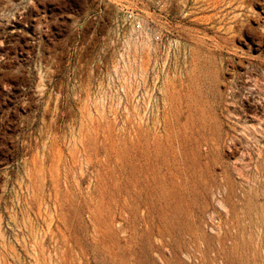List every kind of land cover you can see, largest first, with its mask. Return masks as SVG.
<instances>
[{
	"label": "rangeland",
	"instance_id": "rangeland-1",
	"mask_svg": "<svg viewBox=\"0 0 264 264\" xmlns=\"http://www.w3.org/2000/svg\"><path fill=\"white\" fill-rule=\"evenodd\" d=\"M245 2L0 0V264H264V0Z\"/></svg>",
	"mask_w": 264,
	"mask_h": 264
},
{
	"label": "bare ground",
	"instance_id": "bare-ground-1",
	"mask_svg": "<svg viewBox=\"0 0 264 264\" xmlns=\"http://www.w3.org/2000/svg\"><path fill=\"white\" fill-rule=\"evenodd\" d=\"M233 1V0H232ZM243 1H246L247 2V0H243ZM245 2V3H246ZM255 2V1H254ZM264 3V2H263ZM249 4V3H248ZM245 5V4H244ZM261 5H263V4H261ZM249 7V6H248ZM248 7H247V9H248ZM246 8V7H245ZM237 12V11H236ZM250 15V14H249ZM248 15V16H249ZM237 16V15H236ZM236 16H234V17H236ZM248 16H247V18H248ZM246 18V17H245ZM256 18V17H255ZM245 21V20H244ZM237 22V21H236ZM240 22V21H239ZM244 23V22H243ZM254 23V22H253ZM237 25H238V23H236ZM245 24V23H244ZM254 25V24H253ZM233 26V25H232ZM229 27V26H228ZM227 27V28H228ZM245 27H247V26H245ZM232 29V28H231ZM235 29V28H234ZM263 29H264V27H263ZM225 30V29H224ZM242 30V29H241ZM261 30V29H260ZM247 31V30H246ZM234 32V31H233ZM260 32V31H259ZM237 33V32H236ZM240 33V32H239ZM137 34V33H136ZM135 34V35H136ZM139 34V33H138ZM243 34V33H242ZM246 34H247V32H246ZM262 36V35H261ZM232 37H234V36H232ZM224 39V41H225V37L223 38ZM217 41V39H214V42H216ZM142 42H144L143 40H140V39H137V38H132V37H129L127 40H126V45H127V51H128V48H130L131 47V45H133V46H138V44L139 43H142ZM220 42V41H219ZM221 43V42H220ZM224 43V42H223ZM218 45V44H217ZM224 45V44H223ZM226 45V44H225ZM229 45V44H228ZM228 45H227V47H228ZM231 46V45H230ZM139 47V46H138ZM223 47V46H222ZM141 48V47H140ZM217 48V47H216ZM218 49V48H217ZM225 49V48H224ZM130 50V49H129ZM220 50V49H219ZM218 50V51H219ZM223 50V49H222ZM226 50V49H225ZM221 51V50H220ZM126 53V52H125ZM124 53V54H125ZM125 56V55H124ZM123 56V57H124ZM263 58V57H262ZM126 59V58H125ZM260 60V59H259ZM261 61V60H260ZM136 63V62H135ZM236 65V64H235ZM262 67V66H261ZM139 69V68H138ZM224 69V68H223ZM248 69V68H247ZM254 71V70H253ZM251 72V71H250ZM245 73V72H244ZM218 74V73H217ZM220 76V75H219ZM248 76V75H247ZM254 76H255V74H254ZM251 77V76H250ZM213 78V77H212ZM244 78V77H243ZM253 78V77H252ZM215 79V78H214ZM221 79V78H220ZM254 79H256V78H254ZM258 79V78H257ZM216 80V79H215ZM203 81V80H202ZM217 81V80H216ZM249 81V80H248ZM259 81V80H258ZM264 81V80H263ZM233 82V81H232ZM251 82H252V80H251ZM251 82H250V84H251ZM244 83V82H243ZM255 83V82H254ZM249 84V85H250ZM247 85V84H246ZM227 86V85H226ZM248 86V85H247ZM250 86H252V85H250ZM264 86V85H263ZM233 87V86H232ZM244 87H245V85H244ZM259 88V87H258ZM240 90V89H239ZM247 91H249V90H247ZM205 93V92H204ZM222 94V93H221ZM226 94V93H225ZM227 95H229V94H227ZM226 95V96H227ZM237 95V94H236ZM254 95V94H253ZM233 96V95H232ZM252 96V95H251ZM257 96V95H256ZM217 97V96H216ZM221 97V96H220ZM223 97V96H222ZM237 97H238V95H237ZM241 97V96H240ZM239 97V98H240ZM258 98V97H257ZM224 99H225V97H224ZM234 99V98H233ZM237 99V98H236ZM223 100V99H222ZM255 100H257V99H255ZM225 101H227V100H225ZM225 101H224V103H225ZM223 102V101H222ZM229 102V101H228ZM147 103V102H146ZM231 103V102H230ZM228 104V103H227ZM259 106V105H258ZM146 107V106H145ZM212 107V106H211ZM216 107V106H215ZM230 107V106H229ZM263 107V106H262ZM225 109V108H224ZM242 110V109H241ZM216 111V110H215ZM223 111H225V110H223ZM229 111V110H228ZM236 111V110H235ZM230 112V111H229ZM261 112V111H260ZM224 113V112H223ZM231 113V112H230ZM230 113H228V114H230ZM259 114V113H258ZM136 115V114H135ZM147 115V114H146ZM224 115V114H223ZM236 115H238V114H236ZM140 116V115H139ZM213 116V115H212ZM254 116V115H253ZM147 117V116H146ZM157 117V116H156ZM155 117V118H156ZM224 117V116H223ZM213 119V118H212ZM221 120V119H220ZM224 120V119H223ZM222 120V121H223ZM137 121V120H136ZM197 121V120H196ZM212 121V120H211ZM214 121V120H213ZM140 122H141V119H140ZM147 122V121H146ZM149 122V121H148ZM170 122V121H169ZM205 122V121H204ZM215 122V121H214ZM142 123V122H141ZM208 123V122H207ZM238 123V122H237ZM130 124H131V122H130ZM205 123H203V125H204ZM243 124H245V123H243ZM249 124V123H248ZM252 124V123H251ZM158 125H159V123H158ZM158 125H157V127H158ZM166 125H167V123H166ZM215 125V124H214ZM230 125V124H229ZM246 125H247V123H246ZM245 125V126H246ZM254 125V124H253ZM148 126V125H147ZM161 126V125H160ZM173 126V125H172ZM200 127H201V124L199 125ZM219 126V125H218ZM217 126V127H218ZM232 126H234V125H232ZM243 126V125H242ZM156 127V129H157V131H158V128ZM199 127V128H200ZM221 127V126H220ZM151 128V127H150ZM211 128V127H210ZM238 128V127H237ZM240 128V127H239ZM245 128V127H244ZM128 129V128H127ZM224 129V128H223ZM160 130V129H159ZM210 130V129H209ZM219 130V129H218ZM232 130V129H231ZM140 131V130H139ZM156 131V130H155ZM204 131V130H203ZM202 131V132H203ZM225 131V130H224ZM235 131V130H234ZM159 132V131H158ZM211 132H213V131H211ZM210 132V133H211ZM220 132V131H219ZM226 132V131H225ZM229 131H227V133H228ZM236 132V131H235ZM239 132V131H238ZM209 133V134H210ZM234 133V132H233ZM179 134V133H178ZM190 134V133H189ZM188 134V135H189ZM201 134V133H200ZM206 134H207V132H206ZM213 135H214V133H212ZM229 134H231L232 135V133L230 132ZM198 135V134H197ZM234 135V134H233ZM182 136V135H181ZM193 136V135H192ZM191 136V137H192ZM246 136V135H245ZM198 137H200V135L198 136ZM207 137V136H206ZM172 138H173V136H172ZM195 138V137H194ZM211 137H209V139H210ZM228 138V137H227ZM226 138V139H227ZM206 139H208V138H206ZM211 139H213V138H211ZM225 139V138H224ZM230 139H232V138H230ZM162 140H163V138H162ZM173 140H174V138H173ZM188 140V139H187ZM217 140V139H216ZM223 140V139H222ZM195 141V140H194ZM197 141V140H196ZM205 141V140H204ZM208 141H210V140H208ZM188 142V141H187ZM199 142V141H198ZM198 142H197V144H198ZM202 142H203V140H202ZM214 142V141H213ZM224 142V141H223ZM262 142V141H261ZM261 142L259 143V144H261ZM264 142V141H263ZM206 143V142H205ZM204 143V144H205ZM233 143H234V141H233ZM241 143V142H240ZM240 143H238V144H240ZM192 144V143H191ZM194 145H195V143H193ZM216 144V143H215ZM221 144H222V142H221ZM232 144V143H231ZM236 144H237V142H236ZM235 144V145H236ZM237 144V145H238ZM244 144V143H243ZM176 145V144H175ZM199 145V144H198ZM207 145V144H206ZM233 145V144H232ZM231 145V146H232ZM183 146H185V145H183ZM216 146H219V145H216ZM222 146V145H221ZM260 146V145H259ZM258 146V147H259ZM177 147V146H176ZM187 147V146H186ZM230 147V146H229ZM244 148V147H243ZM186 149V148H185ZM183 150V149H182ZM252 152V151H251ZM133 153V152H132ZM142 153V152H141ZM145 153V152H144ZM234 153V152H233ZM207 154V153H206ZM230 155V154H229ZM218 156V155H217ZM235 156V155H234ZM263 156V155H262ZM172 157V156H171ZM261 159H263V158H261ZM159 160V159H158ZM214 160V159H213ZM190 161V160H189ZM264 161V160H263ZM261 162V161H260ZM140 163V162H139ZM159 163V162H158ZM225 164V163H224ZM161 165V164H160ZM240 165V164H239ZM252 165V164H251ZM250 165V166H251ZM259 166V165H258ZM262 166V165H261ZM192 168V167H191ZM239 168V167H238ZM260 168V167H259ZM236 169V168H235ZM261 169V168H260ZM124 170H125V166H124ZM130 170V169H129ZM259 170V169H258ZM263 170V169H262ZM116 172V171H115ZM118 172H119V170H118ZM117 172V173H118ZM124 172V171H123ZM234 172V171H233ZM238 173V172H237ZM264 173V172H263ZM241 175V174H240ZM184 176V175H183ZM231 176V175H230ZM197 178V177H196ZM242 178V177H241ZM184 179V178H183ZM185 180V179H184ZM186 185V184H185ZM225 185H226V182H225ZM229 186H231V185H229ZM230 188V187H229ZM156 189V188H155ZM239 189V188H238ZM167 190V189H166ZM177 190V189H176ZM190 190V189H189ZM180 191V190H179ZM259 190H257V192H258ZM190 192V191H189ZM169 193H172L173 194V191L172 190H169V191H167V194H169ZM177 194H179V192L177 193ZM194 194V193H193ZM197 194H200V193H197ZM208 194H210V193H208ZM263 194H264V192H263ZM194 196V195H193ZM256 196V195H255ZM169 197V196H168ZM261 197V196H260ZM241 198V197H240ZM247 198V197H246ZM258 198V197H257ZM234 201V200H233ZM243 200L241 199V202H242ZM254 201V200H253ZM256 201V200H255ZM234 202H236V201H234ZM233 202V203H234ZM244 202V201H243ZM247 202V201H246ZM259 204V203H258ZM243 206V205H242ZM252 207V206H251ZM258 208H259V205H258ZM246 209V208H245ZM254 209V208H253ZM249 211H250V209H249ZM252 211V210H251ZM254 211V210H253ZM248 213H250V212H248ZM259 215V214H258ZM261 217H262V215H261ZM259 220V219H258ZM264 220V219H263ZM257 221V220H256ZM263 231V230H262ZM113 232V231H112ZM116 232V231H115ZM119 237V236H118ZM120 238V237H119ZM77 243V242H76ZM78 244V243H77ZM82 244V243H81ZM120 244V243H119ZM199 247V246H198ZM195 251H197V250H195ZM200 251V250H199ZM192 261V260H191ZM199 261V260H198ZM199 264V263H198Z\"/></svg>",
	"mask_w": 264,
	"mask_h": 264
},
{
	"label": "built area",
	"instance_id": "built-area-1",
	"mask_svg": "<svg viewBox=\"0 0 264 264\" xmlns=\"http://www.w3.org/2000/svg\"><path fill=\"white\" fill-rule=\"evenodd\" d=\"M125 13L128 15V21L130 24L134 25L136 28L140 27V20H141V15L133 10V9H125ZM159 36H156V39H158Z\"/></svg>",
	"mask_w": 264,
	"mask_h": 264
}]
</instances>
